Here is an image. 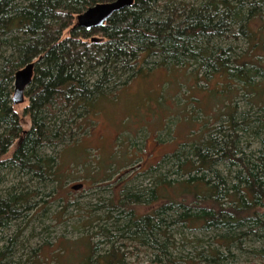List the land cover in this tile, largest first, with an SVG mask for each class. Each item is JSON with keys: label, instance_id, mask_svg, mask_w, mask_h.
<instances>
[{"label": "trees", "instance_id": "16d2710c", "mask_svg": "<svg viewBox=\"0 0 264 264\" xmlns=\"http://www.w3.org/2000/svg\"><path fill=\"white\" fill-rule=\"evenodd\" d=\"M108 1L0 0V230L33 205L32 184L58 180L57 148L94 125L97 98L127 85L145 66L193 64L196 81L224 73L233 85L241 83L242 97L258 98L257 108L237 112L225 104L226 124L207 131L206 123L204 139L164 154L153 170L174 165L172 173L181 179L157 173L154 187L123 190L109 203L122 209L111 217L113 229L99 227L109 248L93 258L96 248L89 242L91 250L78 264H126L115 237L155 248L157 263L177 264L166 239V228L177 224H198L221 237L222 250L199 251L198 261L189 264H242L231 247L263 261L264 246L247 251L245 242L264 241V69L256 56L249 68L238 63L233 44L252 40L248 50L264 48V0H134L102 27L87 31L76 25L77 14ZM30 62L28 104L19 114L11 101L14 74ZM228 87L225 101L232 93ZM244 134L258 140L255 148L241 145ZM4 171L28 175L27 184L4 188ZM159 200L140 216L130 207ZM14 243L2 246L0 264L9 263Z\"/></svg>", "mask_w": 264, "mask_h": 264}, {"label": "rangeland", "instance_id": "374dc122", "mask_svg": "<svg viewBox=\"0 0 264 264\" xmlns=\"http://www.w3.org/2000/svg\"><path fill=\"white\" fill-rule=\"evenodd\" d=\"M251 42L233 44L238 47L233 57L249 68L256 56L264 69V48L248 50ZM195 74L193 64L170 69L145 66L127 85L96 99L94 125L77 135L74 142L57 148L58 180L40 186L32 184L37 191L31 195L33 205L24 211L22 218L0 230V250L15 241L8 264H78L92 245L96 248L93 258L102 254L110 244L99 234V227L107 225L113 229L111 217L122 210L109 203L117 202L123 190L154 187L157 173H166L167 180L181 179L179 173H172L177 168L174 165L165 164L158 171L153 167L180 144L204 139L207 134L201 131L206 123L207 131L226 124L230 108L225 104L237 112H247L250 106L257 108L258 98L251 94L242 97L245 91L241 83L234 81L233 85V80L224 73H215L204 82L196 81ZM227 85L232 92L227 94L229 101L222 98L226 96ZM26 104L25 97L23 103L13 108L20 114ZM251 137L244 134L241 145L251 142L249 148H255L258 140ZM218 168L225 174L224 165L219 164ZM7 173L3 172L7 175L4 188L27 184L28 175L18 171ZM76 184L82 186L72 189ZM162 202L130 207L140 216ZM174 212L173 209L168 214ZM166 232L169 258L177 264L198 261L199 251L223 249L218 233L198 224L170 225ZM113 233L116 235L115 230ZM114 239L125 253L126 264H161L155 261L158 253L155 248L140 246L130 238ZM245 245L250 251L264 246V241L251 239ZM231 249L242 264H264V258L262 261L249 252Z\"/></svg>", "mask_w": 264, "mask_h": 264}, {"label": "water", "instance_id": "95a60500", "mask_svg": "<svg viewBox=\"0 0 264 264\" xmlns=\"http://www.w3.org/2000/svg\"><path fill=\"white\" fill-rule=\"evenodd\" d=\"M134 0H112L108 2H98L87 7L84 11L77 14L76 25L90 31L94 28L102 27L110 16L121 8L131 6ZM34 62L26 64L23 68L17 70L14 74L13 93L11 95L12 105L24 102V91L29 85L33 76ZM82 184L72 186V189H78Z\"/></svg>", "mask_w": 264, "mask_h": 264}]
</instances>
